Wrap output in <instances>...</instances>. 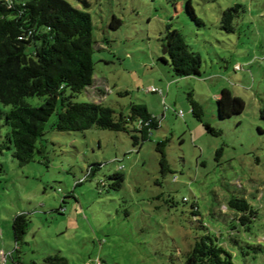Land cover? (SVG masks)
<instances>
[{
  "label": "rangeland",
  "instance_id": "1",
  "mask_svg": "<svg viewBox=\"0 0 264 264\" xmlns=\"http://www.w3.org/2000/svg\"><path fill=\"white\" fill-rule=\"evenodd\" d=\"M67 1L90 13L95 39L94 83L73 100L100 102L115 116L128 114L131 103L144 104L159 125L133 145L125 131H57L50 127L53 113L31 161L20 165L9 150L0 153V264H43L54 253L69 264H180L197 233L190 203L216 231L221 221L209 209L221 202L225 212L229 195L240 192L258 210L250 232L262 250L245 247L248 254L237 250L234 260L264 264V0ZM235 4L242 7L227 31L221 14ZM113 16L121 21L117 29L109 27ZM167 24L200 54L199 76L173 74L163 53ZM224 88L245 107L219 119L215 100ZM164 139L170 171L163 174L156 145ZM117 170L123 182L109 188ZM19 212L29 223L16 243L11 223Z\"/></svg>",
  "mask_w": 264,
  "mask_h": 264
},
{
  "label": "trees",
  "instance_id": "2",
  "mask_svg": "<svg viewBox=\"0 0 264 264\" xmlns=\"http://www.w3.org/2000/svg\"><path fill=\"white\" fill-rule=\"evenodd\" d=\"M84 4L87 5L85 1ZM186 5L192 19L200 23L193 8ZM241 7L235 4L222 12L223 29L233 30L232 20ZM120 23L113 16L109 27L117 29ZM162 40L175 76L200 75V54L189 48L178 29L167 24ZM94 51L93 22L88 11L67 0H0V103L9 107L7 110L0 108V153L9 150L20 165L31 161L34 151L40 150L36 142L42 138L53 113L55 119L50 127L57 131H83L92 126L125 131L131 133L133 145L148 138L159 122L144 104L131 103L128 114L115 116L113 108L100 102L73 100L77 93L94 83ZM28 97H36L39 104L28 103ZM190 105L192 114L201 120L200 105L192 98ZM215 106L217 117L226 119L240 114L245 103L224 88ZM261 116L264 117V108ZM134 122L137 124L129 127V123ZM204 126L213 134L221 132L208 123ZM166 141H158L156 145L163 174L170 171L164 151ZM108 178L111 180L109 188L115 189L120 188L124 179L118 170ZM219 204L217 209L210 208L208 212L210 217L221 221L215 231L203 221L197 202L190 203L197 233L180 264H236L233 252L239 250L245 257L248 254L243 251L245 247L253 252L262 250L255 238L257 234L250 232L258 219V210L245 193L229 195L225 212ZM28 223L25 213L14 215L11 228L16 243L22 241ZM43 264L69 263L66 257L54 253L45 256Z\"/></svg>",
  "mask_w": 264,
  "mask_h": 264
},
{
  "label": "water",
  "instance_id": "3",
  "mask_svg": "<svg viewBox=\"0 0 264 264\" xmlns=\"http://www.w3.org/2000/svg\"><path fill=\"white\" fill-rule=\"evenodd\" d=\"M163 53H167L166 45L164 44V50Z\"/></svg>",
  "mask_w": 264,
  "mask_h": 264
},
{
  "label": "built area",
  "instance_id": "4",
  "mask_svg": "<svg viewBox=\"0 0 264 264\" xmlns=\"http://www.w3.org/2000/svg\"><path fill=\"white\" fill-rule=\"evenodd\" d=\"M182 113H183V112L180 110V111H179V114H181V115H182Z\"/></svg>",
  "mask_w": 264,
  "mask_h": 264
}]
</instances>
